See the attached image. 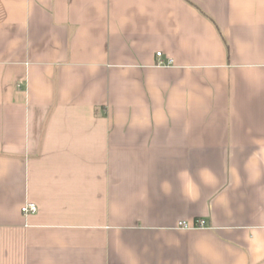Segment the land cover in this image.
<instances>
[{
	"label": "crops",
	"instance_id": "obj_1",
	"mask_svg": "<svg viewBox=\"0 0 264 264\" xmlns=\"http://www.w3.org/2000/svg\"><path fill=\"white\" fill-rule=\"evenodd\" d=\"M0 264H264V0H0Z\"/></svg>",
	"mask_w": 264,
	"mask_h": 264
},
{
	"label": "built area",
	"instance_id": "obj_2",
	"mask_svg": "<svg viewBox=\"0 0 264 264\" xmlns=\"http://www.w3.org/2000/svg\"><path fill=\"white\" fill-rule=\"evenodd\" d=\"M156 56L160 57L161 53H157ZM36 211H37V207L33 203H28L21 208V213L23 215L34 214ZM203 226H204V222L202 220L197 221L195 224H189V223L184 222V221L178 223V227L181 229H185V230L193 229V228H197V227L202 228Z\"/></svg>",
	"mask_w": 264,
	"mask_h": 264
}]
</instances>
